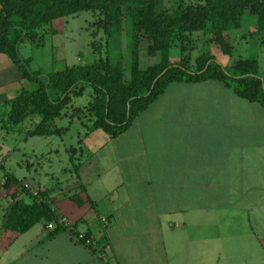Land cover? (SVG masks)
<instances>
[{"label": "crops", "instance_id": "1", "mask_svg": "<svg viewBox=\"0 0 264 264\" xmlns=\"http://www.w3.org/2000/svg\"><path fill=\"white\" fill-rule=\"evenodd\" d=\"M22 80L0 53V105ZM93 132L100 159L47 193L90 244L41 222L4 231L18 188L0 185V264H264V107L215 80L171 82L123 133Z\"/></svg>", "mask_w": 264, "mask_h": 264}, {"label": "trees", "instance_id": "2", "mask_svg": "<svg viewBox=\"0 0 264 264\" xmlns=\"http://www.w3.org/2000/svg\"><path fill=\"white\" fill-rule=\"evenodd\" d=\"M159 0H0V53L20 71L21 78L33 82L34 88L20 87L3 101L0 122L3 128H13L38 115V121L25 130V136L60 134L63 127L50 128L49 122L69 107V116H85L90 131L100 130L109 138L123 133L136 115L151 103L171 82L215 80L247 100L264 107V0H182L170 10H158ZM96 12L95 30H101L103 52L91 63L66 65L60 70L40 73L30 71L28 58L18 53L22 38L33 41L41 38L36 29L54 19L79 11ZM247 12L255 17L252 34L262 46V69L252 57H238L221 65L209 53L194 57L190 68L194 32L204 36V42L215 45L222 54L229 55L232 45L225 39L229 28L237 27L240 16ZM124 22L125 65L128 76L123 78L120 38ZM93 36V35H91ZM146 42L145 53L157 55V60L139 67L138 51ZM93 50H97L90 41ZM178 50L177 61L169 60V49ZM98 51V50H97ZM86 87L90 97L81 107L70 104ZM78 150L79 147L77 141ZM68 150L75 151L74 147ZM71 159V156H69ZM72 171L77 163L69 161ZM3 187L21 188L20 181L4 173ZM47 194L38 197L25 191L22 198L7 203L1 218V228L13 235L25 232L35 223H53L51 232L63 229L58 215L49 207ZM67 198L81 204L76 192ZM50 232V233H51Z\"/></svg>", "mask_w": 264, "mask_h": 264}, {"label": "rangeland", "instance_id": "3", "mask_svg": "<svg viewBox=\"0 0 264 264\" xmlns=\"http://www.w3.org/2000/svg\"><path fill=\"white\" fill-rule=\"evenodd\" d=\"M183 3H193L197 0H182ZM179 0H159L158 10H172ZM96 12L88 10L79 11L72 15L63 16L42 24L36 29V38L30 41L22 38L18 43V53L22 58H28L30 71L45 73L62 69L70 60L74 63L88 64L103 52V39L101 30H95ZM255 26V17L247 12L240 16L237 27L226 31L225 39L232 45L229 55L222 54L212 44L204 42V36L194 32L191 36L193 50L190 51V68H192L194 57L200 53H209L215 60L230 63L238 57H252L258 62V70L262 69V46L256 36L252 34ZM121 33V63L123 66V78L128 76L125 65L126 49L124 45V22L122 21ZM93 35V36H91ZM93 41L97 50H93L90 41ZM146 42L139 45L138 61L139 67L144 68L157 60V55L148 56L145 53ZM169 58L178 59L176 47L169 49ZM172 62V61H171ZM34 83L22 80V87L34 88ZM90 88L86 87L84 92L73 97L70 104L75 107L83 106L90 97ZM15 91L11 94H14ZM13 96V95H12ZM69 107L63 109L60 116L49 122L50 128L63 127V131L56 135H31L25 136V130L38 121V115L32 114L13 128L0 127V174L8 171L14 177L28 184L39 196L40 192L48 193V186L52 184L68 185L73 180L74 173L68 161H95L99 160L105 147L95 149L93 131L88 130V122L82 114L69 116ZM4 107L0 106V118H2ZM2 122H0V126ZM77 141L80 150H78ZM87 144H90L89 147ZM74 147L75 151L68 150ZM81 154V155H79ZM71 156V159H69ZM101 161V160H100ZM67 185V186H68ZM17 191V190H16ZM78 194V193H77ZM47 198V196H46ZM48 199V198H47ZM3 204V203H2Z\"/></svg>", "mask_w": 264, "mask_h": 264}, {"label": "built area", "instance_id": "4", "mask_svg": "<svg viewBox=\"0 0 264 264\" xmlns=\"http://www.w3.org/2000/svg\"><path fill=\"white\" fill-rule=\"evenodd\" d=\"M0 185L1 186L3 185V180L0 181ZM20 185H21V188L24 190V191H22L23 194L26 191L31 196H35V197L37 196V193L34 190H32L28 184H20ZM18 191H20V188H18L16 192L13 191L12 193L9 194V196L7 197V203H11L17 199L22 198V195L20 194V192L18 193ZM57 222L60 226H62V228L64 230H66L69 233V235L73 241L81 242L85 245L90 244L89 238L86 237L82 233L75 232L74 227L72 225L67 224V222L65 221V219L63 217H58ZM53 226H54L53 223H46L45 224V228L49 229V230H52Z\"/></svg>", "mask_w": 264, "mask_h": 264}]
</instances>
